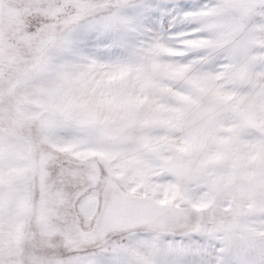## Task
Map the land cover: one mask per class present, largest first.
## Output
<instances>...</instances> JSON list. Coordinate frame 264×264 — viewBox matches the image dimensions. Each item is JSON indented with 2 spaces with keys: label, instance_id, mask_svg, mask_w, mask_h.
<instances>
[{
  "label": "clouds",
  "instance_id": "9594fccd",
  "mask_svg": "<svg viewBox=\"0 0 264 264\" xmlns=\"http://www.w3.org/2000/svg\"><path fill=\"white\" fill-rule=\"evenodd\" d=\"M33 7L0 33V264H264V0Z\"/></svg>",
  "mask_w": 264,
  "mask_h": 264
},
{
  "label": "rangeland",
  "instance_id": "374dc122",
  "mask_svg": "<svg viewBox=\"0 0 264 264\" xmlns=\"http://www.w3.org/2000/svg\"><path fill=\"white\" fill-rule=\"evenodd\" d=\"M39 0H0V33L5 29L19 30L25 26H34L38 24V17L35 8L33 7ZM8 4L10 7L5 10L4 5ZM86 153L85 155H91ZM176 196L174 194H166L165 203H174ZM92 204H86L85 211H90ZM197 210L207 207L206 203L194 205Z\"/></svg>",
  "mask_w": 264,
  "mask_h": 264
},
{
  "label": "snow or ice",
  "instance_id": "6c2138e0",
  "mask_svg": "<svg viewBox=\"0 0 264 264\" xmlns=\"http://www.w3.org/2000/svg\"><path fill=\"white\" fill-rule=\"evenodd\" d=\"M168 5H160V9L166 8ZM165 19V17L162 15V12L160 10L153 11L151 15L148 18V23L155 26L157 22H162Z\"/></svg>",
  "mask_w": 264,
  "mask_h": 264
}]
</instances>
